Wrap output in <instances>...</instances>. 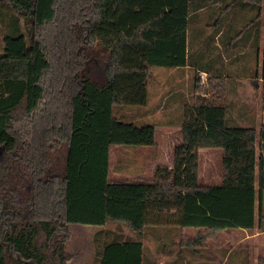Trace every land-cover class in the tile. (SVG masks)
<instances>
[{
    "label": "trees",
    "instance_id": "obj_1",
    "mask_svg": "<svg viewBox=\"0 0 264 264\" xmlns=\"http://www.w3.org/2000/svg\"><path fill=\"white\" fill-rule=\"evenodd\" d=\"M127 1L0 0V153L9 168L0 174V264L6 254L14 264H67L70 223L124 225L135 235L105 240L97 264H150L142 262L139 237L160 208L174 209L179 226L196 228L180 246L198 248L219 230L253 225L254 199L264 191L254 145L262 133L226 125V76L200 81L191 74L170 167L155 165L150 182L107 180L110 145L153 144V124L122 111L145 104L152 67L183 66L187 57L183 25L166 36L144 35L158 29L159 13L120 29ZM234 1L254 5L253 18L264 12V0ZM259 74L264 88V30ZM205 147L221 151L217 184L197 182ZM20 204L22 218L14 211Z\"/></svg>",
    "mask_w": 264,
    "mask_h": 264
},
{
    "label": "crops",
    "instance_id": "obj_2",
    "mask_svg": "<svg viewBox=\"0 0 264 264\" xmlns=\"http://www.w3.org/2000/svg\"><path fill=\"white\" fill-rule=\"evenodd\" d=\"M179 1L180 0H156L157 4L155 5V9H152L154 7L153 6L151 8L152 0H128L125 7L118 13L116 23L120 29L128 32L130 28L136 23L144 20L150 15L159 13L160 20H157L158 29L156 30L159 32V34L157 36H166L175 26H178V20L183 21L182 25L185 28L186 47L188 40H195L197 37V40L195 41L198 44L199 51L205 53L207 49V46L205 45L206 43L204 44V46H200L199 44L204 42V40L201 38L203 36V33H207L209 31L212 34L210 45L211 50L215 49V52L216 50H220L223 54H225L223 51L227 52V56L225 55L224 59L229 62V67L230 69H232V71L230 73V76L228 77H230V80H233L235 76H238V74L242 73V69L238 67L239 55H241L240 52L242 50V48L240 47L241 44L236 47H231L229 42H233V39H229L230 41L228 40L230 36H233V32H236V29H228L225 26L226 21H228L226 18L224 19L225 24L224 22L222 24L219 20L214 19L216 18L215 13L208 17H206L207 13L202 15V12H204V10L206 9H214L213 11H216L219 2H217L216 0L214 2H207L204 0H182V2L179 3ZM195 16L198 17L194 18ZM236 19L239 20L240 16ZM260 27L261 26H259V28L254 31H250L246 35V40L244 41V43L247 41L255 42L257 49H259L260 47V50L257 51H260L261 54L263 33L260 30ZM221 36H223V39ZM226 42H228L229 44L225 45ZM203 55L204 53L199 54L198 58ZM206 62L209 64H189L186 57L183 66L162 69L166 70L167 74L171 72L170 78L167 79V81L166 79H159L156 82V91H154L153 93L155 100L153 102H148L146 99L145 104L141 107H131L130 109L124 110V112L127 113L129 120L151 121L149 117L156 114L159 117L155 118V121L163 123V125H168L167 123L172 122L176 123L178 121V112L181 109V105L187 101L188 97L187 92L182 90V93L179 94L178 97L174 98V94L176 93V91L181 90V88H176L177 84L174 83L173 74L175 73L181 76L184 75L188 78V75L190 77L194 71L198 73L200 81H204L207 75L218 74L220 77L225 76L223 74V70H219V63L215 64L217 62H208V60H206ZM257 63L260 65V61H258ZM206 66L208 68H206ZM259 73L256 74L254 81L251 84H245V82L231 83L230 81V85L226 87L227 83H225L224 94L227 103L225 123L229 126H251L254 127L256 133H262V135L260 136L257 135V139L254 140V145L256 155H259L260 153L264 161V146H262L264 143V126H262L264 120V88L260 81ZM246 78L249 79L248 76H246ZM174 115L175 118H173ZM111 146H116V148H127L128 150H132L133 152V150L147 151L153 145H132L134 147H120L121 144H116L110 145L108 149ZM200 150L201 148L198 149V152ZM128 158L129 159L127 165H129L131 169L129 175L134 172H137L139 174L141 171H143V169L145 168V164L143 163L142 157L134 158L130 156ZM107 161V180L120 181L119 179L111 177L109 173V159ZM155 165H158V163ZM170 165L171 163L168 162L166 167H170ZM212 166V163L209 162L206 165V169L204 172L205 176L203 177V179L205 178L208 183L204 182L198 184L213 185L219 182L220 166L219 170L216 173L212 172ZM119 172L120 171L116 170L114 174H118ZM152 174L153 168L151 176L145 180L135 179L124 181L150 182ZM254 186H256V180L254 181ZM255 201L257 202V205L256 207L254 206V221L252 227L227 228L219 230L215 233L214 238L207 239L204 242V245L198 248L179 245V240L184 237H192L195 233L196 228L190 226H179L178 224H176L174 222V218H176V212L174 209L160 208L161 210L156 209L153 213L150 212L149 214L151 216L149 217L148 222H146V224L144 225L142 234L139 237L141 243L142 262L150 264H162L164 262H175L179 264H205L202 261H206L207 263L212 260L211 256L207 252H210L213 247L208 246L207 242H211L217 237V250H219V252L222 254L221 261H219V263L217 264H223L232 250H234L242 242H246V245L244 246V249L246 250L250 249L253 251H264V191L261 192L259 197L256 193V200L254 199V202ZM113 226H115V224ZM122 228L124 229L122 230ZM110 232H112L113 234H123L122 236L135 238V235L124 225H121L119 230L115 228L114 231ZM222 234H225L227 238L224 239ZM99 248H101V246ZM217 255L218 254H215L216 257ZM93 261L94 262H89L87 264H97V258Z\"/></svg>",
    "mask_w": 264,
    "mask_h": 264
},
{
    "label": "rangeland",
    "instance_id": "obj_3",
    "mask_svg": "<svg viewBox=\"0 0 264 264\" xmlns=\"http://www.w3.org/2000/svg\"><path fill=\"white\" fill-rule=\"evenodd\" d=\"M201 1V0H198ZM206 1V0H205ZM219 2L218 8L216 11H213L214 9H206L204 12H202V15L207 13V16H210L215 13L216 18L220 21V23L225 24L224 19L226 18L228 21H226V27L228 29H236L237 35L234 37V46L236 47L241 44V52L239 55V68L242 69V73L238 74V76H235L233 80H230V73L232 69H230L229 62L224 59V56H227V52L223 51L225 54L222 53L220 50L215 49L211 50V32L203 33V36L201 37L204 42L199 44L200 46H204V44L207 46L206 53L199 51L198 44L195 40H197V37L195 40H188L187 41V62L189 64H201L203 63L205 65H208V62L215 61L218 64L219 63V70H223V74L226 76V87L234 82H245V84H251L254 81V78L256 74L260 71V65L257 63L260 61V51L258 52L255 42L247 41L245 43H240L241 39H245L246 35L250 31H254L257 28L260 27V30L263 33L264 30V12L262 11L260 16L257 18H253L255 15V6L247 3V2H240V1H234L231 2L230 0H216ZM229 1V2H228ZM182 0L179 1L181 3ZM178 3V1H177ZM157 4L156 0H152L151 8L155 9V5ZM228 4L227 6H225ZM179 7V6H178ZM213 7V6H212ZM150 8V9H151ZM129 10V8H128ZM155 15V14H154ZM240 16V19L237 20ZM198 16H195L196 18ZM203 17V16H202ZM193 19V18H192ZM160 18L158 19V21ZM20 23L21 28L24 32V34L27 36L26 28L27 25L21 20ZM157 23V22H155ZM178 25H182L183 21H177ZM118 26V25H117ZM119 27V26H118ZM1 29V28H0ZM2 33H0V49H1V37ZM158 31L154 32H145L144 35L146 37H150L152 35H158ZM200 36V33H199ZM224 36V35H223ZM223 36L222 39H223ZM220 37V40H221ZM200 58H198L199 54H203ZM198 60V61H197ZM206 68H208L206 66ZM163 67L154 66L151 69V72L149 76L146 79V91H147V101L153 102L155 100V97L153 96L154 91H156V82L159 79H169L171 76V72L169 74L166 73V70ZM174 83L177 84L176 88L180 87L181 90L176 91L174 94V98L178 97L179 94L182 93V90L187 92L188 97V89L190 78L188 75V78L184 75H177L173 74ZM246 76L249 77V79L246 78ZM228 91V90H227ZM133 107V108H139ZM180 112V110H179ZM178 112V117H179ZM124 115H127L126 112L122 111ZM115 114H119V111H116ZM156 114L151 115L149 118L151 121H148L153 124L154 126V136H153V146L149 150H138L132 152V150H128L127 148H116V146H111L108 149V159H109V173L112 178L119 179L120 181L124 180H135V179H147L151 176L152 168L155 164L158 163V165L162 164V166H166L168 162L171 163V153L173 146L179 142L180 139V133L178 128V121L167 123L168 125H163V123H159L158 121H155V118H158ZM175 118V115L173 116ZM256 134V138L257 139ZM120 147H134L130 145H121ZM145 151V152H143ZM149 151V152H148ZM134 157V158H141L143 159V163L145 164V168L143 171H141L139 174L137 172H134L129 175L130 172V166L127 165L128 163V157ZM220 160H221V151L219 148L210 147V148H201V150L198 152V161H197V181L198 183H208V181L203 177L206 165L210 162L212 163V172H217L219 170L220 166ZM8 168V162L6 157H4L3 154L0 153V174H6ZM116 170L120 171L118 174H114ZM112 173V174H111ZM113 175V176H112ZM143 175V176H142ZM256 200V196H255ZM12 201L15 202V199L12 198ZM257 202H254V206L256 207ZM14 211L16 212V215L19 218H22L26 214L25 206L23 207L22 204L16 205L14 208ZM7 219L5 217V214L1 215V220L5 221ZM113 223H107L103 226H96V225H89V224H79V223H70L67 225L68 227V236L66 240L63 243L64 250L69 254L73 255L67 262V264H87L89 262H94L97 258V249L102 245V243L107 240L111 239L113 234L110 231H114L116 228L113 226ZM115 227V228H114ZM124 228H122L123 230ZM109 231V232H107ZM123 235V234H121ZM223 238L226 239V235L222 234ZM218 240V237L216 238ZM215 240L211 242H207L208 246L213 247L210 252L207 253L211 256L212 260L207 262L202 261L205 264H217L219 261H221V253L219 250H217L218 242ZM220 240V239H219ZM246 245V242H242L239 244L230 255L225 259L223 263L226 264H256V259L258 257L264 256V251H253V250H246L244 249V246ZM224 246V245H223ZM222 246V247H223ZM203 251V250H202ZM204 252V251H203ZM205 253V252H204ZM215 254H218L217 257ZM4 264H14L13 260L6 254L4 258Z\"/></svg>",
    "mask_w": 264,
    "mask_h": 264
}]
</instances>
